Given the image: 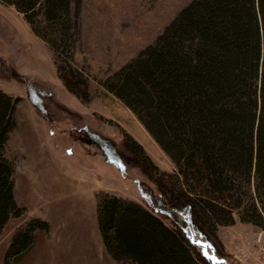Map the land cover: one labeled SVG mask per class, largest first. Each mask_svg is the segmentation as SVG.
Segmentation results:
<instances>
[{
  "label": "trees",
  "instance_id": "trees-1",
  "mask_svg": "<svg viewBox=\"0 0 264 264\" xmlns=\"http://www.w3.org/2000/svg\"><path fill=\"white\" fill-rule=\"evenodd\" d=\"M0 1L14 5L33 25L38 0ZM69 3L44 0L47 21L66 23ZM56 71L69 92L88 99L76 69L56 64ZM25 85L32 107L51 124L42 114V93ZM103 85L175 167L170 174L159 172L141 145L122 135L117 160L138 169L154 185V194L146 206L96 194L106 253L119 264H229L217 228L233 224L236 215L264 229V0H192L153 45ZM18 101L0 89V232L25 211L14 200L13 166L5 157ZM82 133L108 166H117L106 139ZM116 168L123 176L125 169ZM47 230L41 219L25 221L12 234L1 264L18 262L33 247L36 232Z\"/></svg>",
  "mask_w": 264,
  "mask_h": 264
},
{
  "label": "rangeland",
  "instance_id": "rangeland-1",
  "mask_svg": "<svg viewBox=\"0 0 264 264\" xmlns=\"http://www.w3.org/2000/svg\"><path fill=\"white\" fill-rule=\"evenodd\" d=\"M191 1L70 0L68 20L66 23L59 20L57 25L45 18L44 0H38L35 6L31 16L33 25L14 5L0 1V88L12 98H19L15 110L20 120L25 106L32 107L25 82L32 84L42 93V114L52 120L42 135L39 126L35 128L27 117L23 119L21 115V129L16 142L21 145L22 124L26 122V127L31 129L30 150L37 159L46 163L50 158L64 159L69 157V152L70 156L75 153L73 147L76 153L71 159L75 162L80 158L92 167L80 168V175L87 177L92 171L97 178L104 177L100 181L104 185L103 192L146 206V198L154 194V185L138 169L121 165L117 160L118 154L123 153L122 135H129L141 145L159 172L172 173L174 164L134 113L115 95L106 91L103 84L153 45ZM54 27L58 29L57 32H54ZM39 35L51 41L56 50H52ZM56 64L64 68L72 67L80 73V78L86 83L87 100H80L64 87L57 75ZM83 131L107 140L109 151L112 153L114 149L115 153L111 155L117 161V166L115 164L112 168L102 160L96 145ZM52 143L56 147L61 145L59 149H64V154L58 155ZM65 144L71 145V149L63 147ZM5 157L13 167L20 159L8 147ZM120 166L125 169L123 176L116 168ZM53 170L45 179L36 174L33 177L26 175L27 183L17 188L16 199L24 205L20 206L25 210L23 215L47 219L48 230L36 233L51 237L48 242H37L26 262L21 259L15 264H119L103 250L94 198L90 193H72L73 188L72 191L54 189L59 178L52 175ZM134 180L136 183H133ZM72 212L87 219V226L84 221L83 227L89 240L85 245V241L69 243L64 250L66 253L62 252L57 257L52 236L58 237L64 226L59 224L60 220L69 217ZM23 215L10 218L0 232V264L12 234L28 220ZM259 232L264 235V229L242 222L236 215L233 224L217 228V239L230 260L229 264H264V240L262 243L256 242ZM196 242L200 246L201 240Z\"/></svg>",
  "mask_w": 264,
  "mask_h": 264
},
{
  "label": "crops",
  "instance_id": "crops-1",
  "mask_svg": "<svg viewBox=\"0 0 264 264\" xmlns=\"http://www.w3.org/2000/svg\"><path fill=\"white\" fill-rule=\"evenodd\" d=\"M21 115H23V119L27 117L29 121L34 125L35 128L38 129V126H39L41 129L42 135L45 134L44 128L45 130H47L48 126L43 121L38 119V117L36 116L31 106L30 107L25 106L24 111H22ZM21 115H20V120H19L18 111L14 112V118L16 120V128L10 133L9 139L6 143V148H5L7 149L8 147L13 154L15 155L18 154L20 156V159L18 158V162L16 161L13 167L14 200L15 202H17V205L24 206L23 204L19 203V201L16 199V191L18 190L17 188H20V186H23L27 183L28 179L26 178V175L33 177L36 174L38 177L45 179L49 175V173L54 169L52 175L55 174L59 178L57 181L58 184H56L57 186L56 185L54 186V189L64 190L63 188H65V190L67 191H72V188H73L74 192L72 191V193L79 192V193H86V195L87 193L88 194L90 193L91 197H93L95 200L94 202H95V216H96V194L99 192H103L104 190L102 187L104 185H102V183L100 182L102 181V179L104 180V177L99 176L100 177L99 179L96 177V175L92 171L88 173L89 175L87 177L80 175L79 173L80 168H84V167L92 168V167H91V164H89L87 161L80 160V158L76 160L79 163H77L76 161L74 162V160L71 159L72 155H75L76 153L75 148H73L71 145L69 146L72 147V150L75 153L70 156L71 152H69V157L67 158H64V159L56 158V160H53L50 158L51 160L48 159L47 163L46 161L37 159L35 155L33 154L34 152H31L30 150V147H31L30 142L32 141L31 139L32 136L29 137L31 129L29 127H26L27 126L26 122L22 124L24 125V128H23V133L21 135L23 136L22 137L23 141L21 145H19L16 142V137L18 135V132H20V129H21V125L19 123L21 121ZM44 124L46 125V127L44 126ZM13 132H14V136H13ZM53 146L56 147L54 144ZM60 146L56 147V152L58 155L59 154L63 155L64 154L63 151L65 150L59 149ZM65 146H68V145L65 144L63 147ZM70 147L68 149H71ZM15 160H16V157H15ZM70 169L72 170L70 171ZM98 184L99 186H96ZM23 216L26 219H30V218L41 219L39 217H33L30 214H25ZM43 221L49 224V221L47 219ZM84 221H86V226H87V219L85 217H82L81 214L76 213V212H72L69 217L62 218L60 220L59 224L64 225L63 230L61 231V233L58 235L57 238L56 237L53 238L52 236V240H51L52 243H55V245L54 244L52 245H54L56 248L55 255L57 257H60L62 252L66 253L64 252V250H66L65 248L66 246L69 245V243L73 244V242H78V241H81V242L85 241L83 245L87 243L89 238L87 236L86 230L83 227ZM50 237L51 236L43 237L36 233L35 243L33 247L30 249V251H28L21 258L22 260L21 259L20 260L26 262L29 259L30 253L36 246L37 242L39 241L48 242V239ZM41 238H43L44 240H41ZM101 243H102V240H101ZM104 252L106 253L105 250ZM83 253L84 251L81 252L80 255H82ZM108 261L110 262V259H108ZM22 264H25V263H22Z\"/></svg>",
  "mask_w": 264,
  "mask_h": 264
},
{
  "label": "built area",
  "instance_id": "built-area-1",
  "mask_svg": "<svg viewBox=\"0 0 264 264\" xmlns=\"http://www.w3.org/2000/svg\"><path fill=\"white\" fill-rule=\"evenodd\" d=\"M263 237H264L263 233H262V232H259V233L257 234V236H256V242H257V243H262L263 240H264Z\"/></svg>",
  "mask_w": 264,
  "mask_h": 264
}]
</instances>
